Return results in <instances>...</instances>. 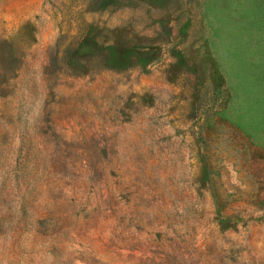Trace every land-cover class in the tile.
<instances>
[{"label": "rangeland", "instance_id": "obj_1", "mask_svg": "<svg viewBox=\"0 0 264 264\" xmlns=\"http://www.w3.org/2000/svg\"><path fill=\"white\" fill-rule=\"evenodd\" d=\"M0 264H264V0H0Z\"/></svg>", "mask_w": 264, "mask_h": 264}, {"label": "trees", "instance_id": "obj_2", "mask_svg": "<svg viewBox=\"0 0 264 264\" xmlns=\"http://www.w3.org/2000/svg\"><path fill=\"white\" fill-rule=\"evenodd\" d=\"M111 47V48H110ZM110 49L114 48L113 46H109Z\"/></svg>", "mask_w": 264, "mask_h": 264}]
</instances>
